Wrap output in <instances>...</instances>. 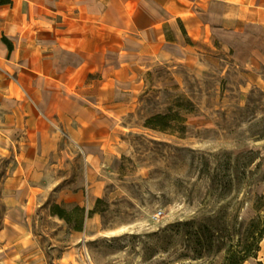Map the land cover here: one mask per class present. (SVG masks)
<instances>
[{"label": "rangeland", "instance_id": "374dc122", "mask_svg": "<svg viewBox=\"0 0 264 264\" xmlns=\"http://www.w3.org/2000/svg\"><path fill=\"white\" fill-rule=\"evenodd\" d=\"M185 2L179 0V16L187 36L179 32L176 43L152 50L149 29L148 44L144 32L130 30L121 38L125 45L115 47L111 86L99 94L100 106L112 104L107 114L99 109L83 129L51 115L48 155L27 174L35 188L29 211L19 206L27 191L0 185V243L7 245L0 244V264L220 262L241 224L258 208L264 215V61H250L229 44L231 33L217 29L218 0H194L187 10ZM204 11L213 24L203 31ZM112 17L117 26L134 25L126 15ZM154 17L148 10L135 24ZM162 19L177 24L167 11ZM90 81L98 87L104 82L98 75ZM176 112L180 123L171 121L166 130L145 126L152 116ZM74 129L81 141L73 140ZM10 162L0 159L2 166ZM63 203L97 212L86 218L83 231H74L51 215L52 205ZM190 221L219 232L215 250L202 259H194V242L183 232ZM245 264H264V241L258 259Z\"/></svg>", "mask_w": 264, "mask_h": 264}, {"label": "crops", "instance_id": "0c3cea01", "mask_svg": "<svg viewBox=\"0 0 264 264\" xmlns=\"http://www.w3.org/2000/svg\"><path fill=\"white\" fill-rule=\"evenodd\" d=\"M218 2L217 29L231 33L234 43L229 44L243 49L250 61L263 62L264 0ZM185 4L187 10L194 0ZM179 8V0H12L0 6V159L11 160L7 166L0 164V185L6 191L28 192L21 208L29 211L32 207L35 188L27 176L36 172V160L48 155L45 145L51 141V115L83 129L98 118L99 109L107 114L112 104L107 101L100 106L99 94L107 95L111 86L115 47L125 45L121 38L130 30L144 32L142 41L148 44L149 29L152 50L163 42L176 43L183 29L187 36ZM148 10H154V19L137 26V17ZM166 11L176 16V25L173 19L163 22ZM202 14V30L211 29L208 11ZM115 15H126L127 22L134 21L133 27L115 25ZM242 37L250 41L242 43ZM97 75L104 80L101 87L90 81ZM77 129L71 136L81 141ZM15 162L18 166L12 169Z\"/></svg>", "mask_w": 264, "mask_h": 264}, {"label": "trees", "instance_id": "16d2710c", "mask_svg": "<svg viewBox=\"0 0 264 264\" xmlns=\"http://www.w3.org/2000/svg\"><path fill=\"white\" fill-rule=\"evenodd\" d=\"M12 0H0V6L11 4ZM183 33L186 31L183 29ZM4 42L8 43L10 49L12 48L9 41L3 37ZM185 102H181L179 107H185ZM190 105V102H187ZM181 116L179 112L176 114H157L146 120V127L152 129L166 130L172 124L171 121L179 122ZM180 123V122H179ZM101 200H98V205ZM262 208H258V215L251 219L246 224H241L240 229L236 232L237 238H229L227 246L224 248V255L220 262H214V258L208 260L206 264H245L250 259H258L259 253L262 250V243L264 241V215L261 214ZM97 210H87L85 206L80 204H53L51 207V215L57 216L64 220L71 230L81 232L85 228V221L88 216L96 213ZM185 235H188L194 242V259H202L205 251L211 253L215 250V234L216 232L212 224L199 223L195 221L186 222L183 224ZM216 232V233H215Z\"/></svg>", "mask_w": 264, "mask_h": 264}, {"label": "built area", "instance_id": "2783aa9c", "mask_svg": "<svg viewBox=\"0 0 264 264\" xmlns=\"http://www.w3.org/2000/svg\"><path fill=\"white\" fill-rule=\"evenodd\" d=\"M164 212L163 211H160L156 214L157 217H160Z\"/></svg>", "mask_w": 264, "mask_h": 264}]
</instances>
